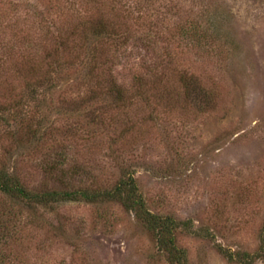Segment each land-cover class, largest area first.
Here are the masks:
<instances>
[{"label": "rangeland", "instance_id": "rangeland-1", "mask_svg": "<svg viewBox=\"0 0 264 264\" xmlns=\"http://www.w3.org/2000/svg\"><path fill=\"white\" fill-rule=\"evenodd\" d=\"M33 1L44 9L53 0ZM120 2L137 6L139 23L150 18L157 46L156 53L134 50L126 68H119L121 77L131 80L143 58L160 63V72L163 61L172 59L171 104L138 100L124 117L102 102L94 103L92 113L94 108L55 100L47 115L59 133L28 155L0 136V160L17 164L30 188L68 187L58 180L61 170L50 174L42 167L43 160L56 162L62 150L68 154L65 178L76 187L111 189L132 172L149 210L192 223L195 234L177 236L188 264H237L220 246L252 253L264 238V0ZM194 25L201 42L183 38ZM183 71L200 78L211 99L185 101ZM79 75L73 72L63 87L66 99L84 88L77 87ZM97 114L112 123H96L92 132ZM44 219L32 243L8 252L19 259L11 264H170L155 236L119 203H68Z\"/></svg>", "mask_w": 264, "mask_h": 264}, {"label": "trees", "instance_id": "trees-1", "mask_svg": "<svg viewBox=\"0 0 264 264\" xmlns=\"http://www.w3.org/2000/svg\"><path fill=\"white\" fill-rule=\"evenodd\" d=\"M120 1L53 0L43 9L33 0H0V136L16 146L18 154L42 151L51 136L59 133L47 115V105L55 100L94 108L92 113L97 110L94 103L102 102L124 117L138 100L148 105L158 100L162 105L171 104V57V61L161 59V72L160 63L143 58L139 70H131V80L121 77L119 68H126L134 50L143 47L156 53L157 46L150 18L147 25L145 18L139 23L137 6ZM140 31L143 36L137 34ZM186 37L200 42L203 39L195 25L184 30ZM73 72L80 74L77 87L84 88L66 99L61 93ZM179 84L188 103L211 99L212 92L193 73L179 72ZM107 117L97 114L95 119L99 121L90 123L92 132L96 123L110 126L112 121ZM58 156L51 164L43 160L42 167L50 174L62 171L58 180L68 186L63 189L30 188L17 164L11 167L4 160L7 158L0 160V264L17 262V256L8 252L25 242L32 243L34 231L45 227V215L73 202L121 204L155 236L170 264L189 263L188 252L177 244V236L180 232L195 234L192 223L149 210L134 173L125 172L111 189L76 187L65 178L62 168L68 163L67 152L62 150ZM220 251L231 262L254 264L264 260V238L252 253L233 252L222 246Z\"/></svg>", "mask_w": 264, "mask_h": 264}]
</instances>
